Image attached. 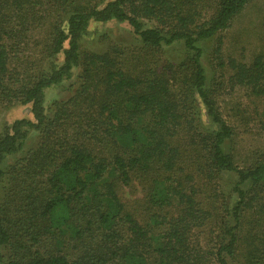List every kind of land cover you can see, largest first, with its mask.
I'll list each match as a JSON object with an SVG mask.
<instances>
[{"label":"trees","instance_id":"trees-1","mask_svg":"<svg viewBox=\"0 0 264 264\" xmlns=\"http://www.w3.org/2000/svg\"><path fill=\"white\" fill-rule=\"evenodd\" d=\"M251 1L0 0V114L33 117L0 131V264H264V149L237 163L199 46ZM112 21L141 44L87 50ZM229 66L264 132V53Z\"/></svg>","mask_w":264,"mask_h":264},{"label":"rangeland","instance_id":"rangeland-1","mask_svg":"<svg viewBox=\"0 0 264 264\" xmlns=\"http://www.w3.org/2000/svg\"><path fill=\"white\" fill-rule=\"evenodd\" d=\"M140 44V38L131 26L114 21L106 24L92 22L84 39L85 48L93 52L105 51L110 45L136 47ZM199 46L203 50L202 64L208 85L217 91L220 110L236 131L231 145L232 151L237 163L243 165L254 157L255 152L264 149V132L257 117L260 104L254 97L249 96L246 90L232 89L228 83L232 74L229 60L249 63L258 53H264V0H252L236 17L230 28L215 38L200 43ZM166 50L168 58L175 62L185 56L182 45H174ZM71 83L73 85L74 80H70L63 87L46 90L45 105L48 109L54 102L65 100L71 95ZM22 118L33 119L30 106H16L1 113L0 131L4 123L11 124ZM36 143L37 133L32 132L26 143V150L35 147ZM234 179L232 175H226L221 182L222 188L227 191V186L229 187Z\"/></svg>","mask_w":264,"mask_h":264}]
</instances>
